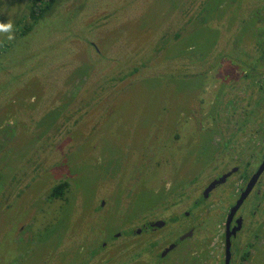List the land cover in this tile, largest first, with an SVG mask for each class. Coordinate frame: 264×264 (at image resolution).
<instances>
[{"label":"rangeland","instance_id":"obj_1","mask_svg":"<svg viewBox=\"0 0 264 264\" xmlns=\"http://www.w3.org/2000/svg\"><path fill=\"white\" fill-rule=\"evenodd\" d=\"M261 2L59 0L31 23L30 0H0V22L11 21L14 35L0 33V264H60L72 236L102 227L97 201L127 185H142L127 193L139 212L162 179L166 186L151 188L159 200L178 188L173 172L177 181L199 173L202 184L222 154L209 152L204 134L215 120L191 117L217 90L216 43L237 37L239 19L248 23L250 5ZM222 23L231 27L224 36ZM175 28L179 38L167 41ZM263 126L248 132L256 164ZM60 180L65 197L51 200ZM256 203L243 207L251 213ZM263 250L250 264H263Z\"/></svg>","mask_w":264,"mask_h":264},{"label":"flooded vegetation","instance_id":"obj_2","mask_svg":"<svg viewBox=\"0 0 264 264\" xmlns=\"http://www.w3.org/2000/svg\"><path fill=\"white\" fill-rule=\"evenodd\" d=\"M263 4L250 5L253 19L250 15L248 23L239 19V25H242L237 37L235 35L226 42L222 37L216 43L219 58L211 66V69L216 67L211 79L216 74L217 90L212 97L205 96L206 104L198 109L196 117H191L193 122L200 119V123L210 118L215 120L212 130L204 131V134L208 136L209 152L217 158L222 154L219 166L211 168L201 187L196 185L199 173L179 181L175 176L177 172L171 173L168 177L175 180L174 187L178 188L171 189L167 192L169 196L159 200V194L152 193L151 188L155 185L166 186L162 179L149 188L154 200L145 201V206L139 212H135L132 205L135 201L128 198L130 194L127 195L129 191L141 187L139 183L127 185L122 195H110L109 199L105 197L100 204L101 197L97 201L99 204L93 208L97 214L105 215L102 227L90 228L85 234L72 236L71 245H65L67 251L61 254L60 264L251 263L258 245L264 246L260 241L264 240L260 234L264 229V168L239 206L231 211L264 161V148L260 150L257 164L254 162V152L249 154V142L255 129L264 125V116L256 114V107L264 110V63L258 65V61L264 57V19L255 21L256 13L264 11ZM223 24L222 33L231 28ZM249 25H252L251 29ZM179 30L175 28L164 37L167 41L176 40L180 36ZM245 32L248 34L245 35ZM204 59H199V65ZM257 123L259 126L256 127ZM246 126L251 127L244 131ZM249 130L253 135L248 133ZM223 176L220 182L206 191L211 182ZM233 177L236 179L232 180ZM61 181H65L69 187L66 180L58 181L48 193L51 200L65 197L67 188L60 196L51 195L53 187ZM229 181L239 186L233 190L228 187ZM192 187L197 190L190 191ZM253 199L257 200L254 207L257 209L249 213L243 206ZM24 226L18 227V230ZM135 239H140L141 243L135 244ZM17 259L11 264H16Z\"/></svg>","mask_w":264,"mask_h":264},{"label":"trees","instance_id":"obj_3","mask_svg":"<svg viewBox=\"0 0 264 264\" xmlns=\"http://www.w3.org/2000/svg\"><path fill=\"white\" fill-rule=\"evenodd\" d=\"M59 0H30V4H29V17H30V21L35 22L37 21L39 18V16L46 11V9L50 6H52L55 2H57ZM38 5H42L43 9L42 10H37ZM32 27L28 26V28H26V30L30 29ZM67 188V183L65 181H61L59 182L56 186L53 187L52 191H51V195L52 196H60L63 194V192L65 191V189Z\"/></svg>","mask_w":264,"mask_h":264},{"label":"water","instance_id":"obj_4","mask_svg":"<svg viewBox=\"0 0 264 264\" xmlns=\"http://www.w3.org/2000/svg\"><path fill=\"white\" fill-rule=\"evenodd\" d=\"M264 168V161L263 163L260 165L259 169L257 170V172L252 176L251 180L249 181L246 189L243 191V193L241 194L239 200L236 202V204L234 205L233 209L231 212H233L238 206L239 204L242 202L243 198L246 196V194L249 192V190L251 189L253 183L255 182L256 178L258 177L259 173L262 171V169ZM224 178L221 177L219 180H215L213 182L210 183V185L208 186V188L206 189V191H208L209 189H211L215 183L220 182L222 179Z\"/></svg>","mask_w":264,"mask_h":264},{"label":"clouds","instance_id":"obj_5","mask_svg":"<svg viewBox=\"0 0 264 264\" xmlns=\"http://www.w3.org/2000/svg\"><path fill=\"white\" fill-rule=\"evenodd\" d=\"M0 33H7V39L9 40L14 38L13 24L11 23V21L7 23L0 22Z\"/></svg>","mask_w":264,"mask_h":264}]
</instances>
